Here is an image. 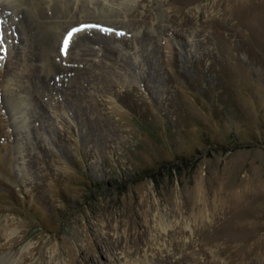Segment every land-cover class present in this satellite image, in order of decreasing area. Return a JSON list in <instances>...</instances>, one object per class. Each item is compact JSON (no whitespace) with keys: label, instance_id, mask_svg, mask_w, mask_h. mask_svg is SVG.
<instances>
[{"label":"rangeland","instance_id":"1","mask_svg":"<svg viewBox=\"0 0 264 264\" xmlns=\"http://www.w3.org/2000/svg\"><path fill=\"white\" fill-rule=\"evenodd\" d=\"M38 4L60 71L0 0V264H264V0Z\"/></svg>","mask_w":264,"mask_h":264},{"label":"bare ground","instance_id":"2","mask_svg":"<svg viewBox=\"0 0 264 264\" xmlns=\"http://www.w3.org/2000/svg\"><path fill=\"white\" fill-rule=\"evenodd\" d=\"M22 1V0H21ZM24 1V0H23ZM39 1H41V0H25V2L26 3H28L29 5V7H31V8H29L28 10H26V14H27V16L29 17V18H32V19H30V22L35 18V19H37L36 20V22L37 23H35L36 25H34V29L36 28V29H39L40 28V38H39V40H38V45L40 46V49H41V52H42V56H47V55H49L47 58H45L44 60H48L49 62H50V66L49 67H51V68H53V70H56V71H60V69H61V67L59 66V65H57L55 62H53L52 61V58H51V55H52V51L54 50L53 49V47H54V45H55V41H56V38L59 36V34L56 32V33H54V34H51V32L49 33L47 30H46V32H45V29L44 30H42V23H40V25H38L39 24V20L40 19H38V17L40 16L41 17V15H43V12H41V11H39V10H37V4H38V2ZM8 5V4H7ZM6 5V6H7ZM38 6H39V4H38ZM53 9H55V11H56V15H58V13L59 12H61V11H63V9L61 8V6H60V3L59 2H56V3H54V6H53ZM52 9V10H53ZM61 10V11H60ZM54 11V12H55ZM19 13V12H18ZM64 15V14H63ZM45 16V15H44ZM63 17V16H62ZM35 21V20H34ZM29 22V21H28ZM33 23V22H32ZM44 23V22H43ZM61 23V22H60ZM60 23H58V25H57V27L58 26H63L62 24H60ZM46 25V24H45ZM24 26V25H23ZM30 26V25H29ZM32 26V25H31ZM38 27V28H37ZM46 28H47V25L45 26ZM44 27V28H45ZM62 30H63V28H62ZM61 30V31H62ZM62 33V32H61ZM100 38V37H99ZM95 39V37L94 36H91V35H84V36H82L81 38H80V43H83V44H85V43H88V42H91V41H93ZM62 40V39H61ZM99 41V40H98ZM60 42V41H59ZM101 42V41H100ZM37 45V44H36ZM51 52V53H50ZM39 53V52H38ZM41 55V54H40ZM52 70V69H51ZM39 72V71H38ZM57 73V72H56ZM38 76H39V73L37 74ZM36 82V81H35ZM8 262V261H7Z\"/></svg>","mask_w":264,"mask_h":264},{"label":"snow or ice","instance_id":"3","mask_svg":"<svg viewBox=\"0 0 264 264\" xmlns=\"http://www.w3.org/2000/svg\"><path fill=\"white\" fill-rule=\"evenodd\" d=\"M2 23V22H0ZM80 29H74L73 31H79ZM3 43V30L0 29V44ZM5 52H6V49H5Z\"/></svg>","mask_w":264,"mask_h":264}]
</instances>
